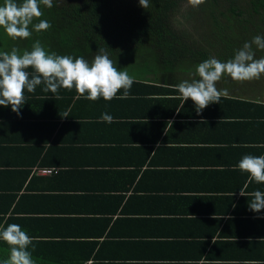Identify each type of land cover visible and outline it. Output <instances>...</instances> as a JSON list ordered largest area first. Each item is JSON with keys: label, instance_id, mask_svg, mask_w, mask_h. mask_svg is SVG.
Segmentation results:
<instances>
[{"label": "crops", "instance_id": "0c3cea01", "mask_svg": "<svg viewBox=\"0 0 264 264\" xmlns=\"http://www.w3.org/2000/svg\"><path fill=\"white\" fill-rule=\"evenodd\" d=\"M157 71L138 66L126 99L42 83L20 115L0 106V230L20 225L36 264L264 262V209L249 210L264 183L238 168L264 155V87L216 82L227 95L198 115Z\"/></svg>", "mask_w": 264, "mask_h": 264}, {"label": "trees", "instance_id": "16d2710c", "mask_svg": "<svg viewBox=\"0 0 264 264\" xmlns=\"http://www.w3.org/2000/svg\"><path fill=\"white\" fill-rule=\"evenodd\" d=\"M53 4L50 9L40 5L43 15L33 21H49L47 31L32 30L30 38L14 40L0 28V52L16 48L22 54L39 40L48 52L83 57L91 64L103 48L117 69L131 76H139L138 66H150L161 68L160 82L177 77L182 83L197 78L196 68L204 60L215 57L227 62L246 41L264 35V0H206L196 8L186 0H149L146 10L139 0H53ZM253 51L256 59L264 57V50L255 45ZM140 82L134 79L133 84ZM65 90L67 100L74 99L75 88Z\"/></svg>", "mask_w": 264, "mask_h": 264}, {"label": "clouds", "instance_id": "9594fccd", "mask_svg": "<svg viewBox=\"0 0 264 264\" xmlns=\"http://www.w3.org/2000/svg\"><path fill=\"white\" fill-rule=\"evenodd\" d=\"M206 3V0H186L193 8ZM145 10L149 8V0H139ZM40 5L52 8L53 0H3L0 5V28L12 39H27L36 32L51 28L49 21L34 19L42 17ZM253 45L264 50V35H256L251 41H246L242 48L236 51L234 57L227 62H221L215 57L199 63L196 73L200 79L191 82L185 80L178 85V91L183 101L191 99L199 115L211 103H219L226 90H218L216 82L222 76L228 75L233 81L245 82L259 80L264 74V57L255 58ZM33 69L35 75L29 78L27 69ZM44 84L43 91L58 93L60 88L71 91L75 88L80 97L96 101L101 97L106 101L113 98L126 99L134 83V78L126 71H120L109 58L107 52L100 48L91 64L83 57L73 58L71 55H58L48 52L37 40L31 51L19 53L13 48L11 52H0V106H11L13 112L20 115V109L26 102L25 89L33 93L38 85ZM123 90L122 95L117 96ZM64 116H68L65 114ZM102 122H115L114 117L104 113ZM79 122V121H78ZM238 168L249 174V180L264 183V155H244L238 163ZM240 195H245L241 189ZM253 199L249 202V210L259 213L264 209V192L259 190L251 193ZM0 240L7 243L10 255L0 264H36L32 258L35 245L30 237L18 224H9L0 230ZM264 264V262H256Z\"/></svg>", "mask_w": 264, "mask_h": 264}, {"label": "rangeland", "instance_id": "374dc122", "mask_svg": "<svg viewBox=\"0 0 264 264\" xmlns=\"http://www.w3.org/2000/svg\"><path fill=\"white\" fill-rule=\"evenodd\" d=\"M223 81H232L231 84H235L236 82V81H233L229 76L227 77L222 76V78L218 82H223ZM244 84H251V85H256L257 87H264V74L261 75V78L259 80L246 81V83Z\"/></svg>", "mask_w": 264, "mask_h": 264}, {"label": "built area", "instance_id": "2783aa9c", "mask_svg": "<svg viewBox=\"0 0 264 264\" xmlns=\"http://www.w3.org/2000/svg\"><path fill=\"white\" fill-rule=\"evenodd\" d=\"M37 171L43 174H51L53 172V169L48 167H43V168H38Z\"/></svg>", "mask_w": 264, "mask_h": 264}]
</instances>
